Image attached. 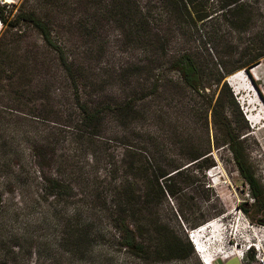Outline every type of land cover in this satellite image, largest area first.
Here are the masks:
<instances>
[{
    "label": "trees",
    "instance_id": "trees-1",
    "mask_svg": "<svg viewBox=\"0 0 264 264\" xmlns=\"http://www.w3.org/2000/svg\"><path fill=\"white\" fill-rule=\"evenodd\" d=\"M255 3L256 0H20L18 4H0V85L14 89L39 73L41 78L33 92L37 96L46 94L49 99L55 90L63 91L67 85L83 132L148 155V161L141 162L138 168L126 166L121 179L109 188L113 213L118 216L112 217L114 225L107 235L134 258L183 259L193 253L191 244L174 233L170 241L153 243L145 238L142 218L149 216L166 195L182 193L183 189L178 191L172 186L175 174L190 166L201 173L215 166L210 140L194 142L188 124L200 120L208 127L210 112L213 123L222 129L217 141L227 146L249 183L253 207L264 213V192L248 171L242 134L235 127V123L245 121L226 83L228 76L248 70L264 58V44L256 52L242 48L239 42L240 35L258 21L262 26L259 36L264 38V8ZM73 37L89 41L88 50L79 51L80 47L72 43ZM30 40L33 44L28 47ZM215 51L220 53L218 58ZM86 53L94 54L93 59L110 53L112 57L105 67L94 64L88 68L80 62ZM51 68L58 74L49 80L46 75ZM18 75L22 81L16 79ZM165 92L180 106L174 119L183 123L178 139L184 149L176 155L177 160L160 151V143L145 126V100L157 99ZM49 107L54 109L53 103ZM47 108L40 104L30 113L47 114ZM227 108L232 109L233 117ZM72 117L62 123L71 127L75 119ZM132 177L143 181L135 185ZM41 184L40 192L52 202L68 188L58 176L42 175ZM246 206L238 208L251 219L252 208ZM180 216L186 221L182 210ZM61 223L56 243L59 254L55 253L54 258H65V264L103 263L93 248L99 236L91 232L89 224L77 230L68 220ZM205 223L198 222L190 229ZM18 239L15 236L6 242L4 264H24L32 256ZM186 248L188 254L184 253ZM19 253L27 258L17 261Z\"/></svg>",
    "mask_w": 264,
    "mask_h": 264
},
{
    "label": "rangeland",
    "instance_id": "rangeland-1",
    "mask_svg": "<svg viewBox=\"0 0 264 264\" xmlns=\"http://www.w3.org/2000/svg\"><path fill=\"white\" fill-rule=\"evenodd\" d=\"M256 1L255 6L263 9L264 0ZM19 2L0 0V4L9 5ZM261 27L258 21L240 35L242 48L257 52L262 47ZM112 35L108 34L110 40ZM72 43L82 52L90 46L85 38L73 37ZM32 44L33 41H28V47ZM110 45L113 49L114 43ZM16 54L19 56L21 50ZM214 54L216 58L220 56L219 51ZM92 56L94 54L86 53L80 57V62L88 68L94 64L105 67L112 53L95 59ZM240 71L243 72L238 79L229 81L239 71L228 76L226 83L245 121L235 123V127L242 134L248 171L264 192V58L248 70ZM47 73L46 79L49 80L58 74L53 68ZM40 78L39 73L29 76L23 85L14 89L7 86L5 89L3 83L0 85V264L6 260L3 259L6 242L15 236L19 238V244L24 245V250L32 253L28 258L19 253L17 261L27 258L25 263L29 264H65V258L60 261L61 257L54 258V255L59 254L56 243L60 224L67 220L77 230L89 224L91 232L99 236L93 242V248L101 256L102 264H204L203 253H197L191 239L193 230L190 229L204 220L205 224L216 223V236L212 240L213 234L205 238L208 243L212 242V264H221L220 260L231 254H243L244 262L257 264L256 256L264 254V224L261 223L264 213L253 207L255 201L249 183L242 177L227 146H221L217 141L222 129L213 123L211 112L208 127L200 120L188 124L194 142L210 140L215 166L201 173L194 166L185 165L184 168H188L175 174L172 182L174 189H183L182 193L174 197L166 195L149 216L141 217L142 229L147 233L145 238L153 243L170 241L174 239V233L191 244L193 253L189 255V248H186L184 253L188 255L183 259L142 261L120 250L107 235L114 225L112 217L118 216L113 213L109 188L121 179L126 166L132 164L138 168L141 162L148 161V155L83 132L77 122V110L71 103L69 86H64L63 91L55 90V95H49L50 99L45 93L37 96L33 91ZM16 79L23 80L19 75ZM50 103L54 109L49 107ZM40 104L47 105L48 113L31 115L33 108ZM144 107L147 131L160 143L162 153L177 160L176 155L184 149L178 139L183 123L174 119L180 106L170 100L169 92H165L157 99L148 97ZM226 112L233 117L231 108ZM71 115L75 119L71 127H67L62 122ZM42 175L47 178L58 176L68 186L54 202L40 192ZM132 180L135 185L143 181L133 177ZM240 205L252 208L251 219L238 208ZM181 210L186 221L180 216ZM22 237L26 239L23 244ZM238 245L239 251L236 250ZM228 264H239V261L234 257Z\"/></svg>",
    "mask_w": 264,
    "mask_h": 264
},
{
    "label": "bare ground",
    "instance_id": "bare-ground-1",
    "mask_svg": "<svg viewBox=\"0 0 264 264\" xmlns=\"http://www.w3.org/2000/svg\"><path fill=\"white\" fill-rule=\"evenodd\" d=\"M242 72L243 71H239L238 73L232 75L230 78H229V81H233V80H236L238 79L241 75H242ZM252 74L254 76H256L255 72L252 70ZM216 223H211V222H208L207 224L201 226L200 228L196 229V230H193V234L191 236V239L192 242L194 243L193 245L195 246V249L197 251V253L200 255V253H203V258L205 260H202V262L204 264H212L213 261H214V251H212L211 249V243H208L209 240H205V238L208 236V235H212V237L210 238V240H212V238L216 235H214V233L216 232V229H214V226ZM238 229L236 230V236H237V233H238ZM215 241H218V240H215ZM215 241L213 242V244H215ZM202 242H204V244H202ZM239 248V245L238 247L236 248L237 251ZM232 255V254H231Z\"/></svg>",
    "mask_w": 264,
    "mask_h": 264
},
{
    "label": "crops",
    "instance_id": "crops-1",
    "mask_svg": "<svg viewBox=\"0 0 264 264\" xmlns=\"http://www.w3.org/2000/svg\"><path fill=\"white\" fill-rule=\"evenodd\" d=\"M234 257H236V258L238 259L239 264H249V263L244 262V261H243L241 258H239L236 254H232V255H230V256H227V257L221 259V260H220V263H221V264H228V261H229L230 259L234 258Z\"/></svg>",
    "mask_w": 264,
    "mask_h": 264
},
{
    "label": "built area",
    "instance_id": "built-area-1",
    "mask_svg": "<svg viewBox=\"0 0 264 264\" xmlns=\"http://www.w3.org/2000/svg\"><path fill=\"white\" fill-rule=\"evenodd\" d=\"M249 250V249H248ZM247 249H246V251H248ZM237 256L239 257V258H243V254H237ZM256 259H257V264H264V254H258L257 256H256Z\"/></svg>",
    "mask_w": 264,
    "mask_h": 264
}]
</instances>
